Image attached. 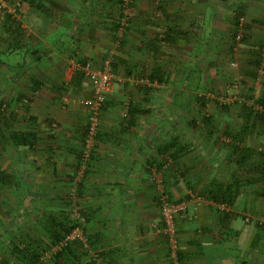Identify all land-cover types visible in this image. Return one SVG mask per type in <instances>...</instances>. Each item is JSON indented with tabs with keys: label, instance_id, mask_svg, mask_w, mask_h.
<instances>
[{
	"label": "crops",
	"instance_id": "obj_1",
	"mask_svg": "<svg viewBox=\"0 0 264 264\" xmlns=\"http://www.w3.org/2000/svg\"><path fill=\"white\" fill-rule=\"evenodd\" d=\"M234 9L247 25L243 64L226 70L215 54L210 98L225 83L241 94L240 78L264 105V75L257 78L251 65L264 40V0H131L129 26L119 33V0L20 2L24 37L13 53L21 60L0 65V264H36L33 256L56 241L57 223L75 220L66 195L87 117L84 106L64 107L61 98L90 96L79 66H98L109 54L114 71L129 77L106 97L78 190L88 247L72 243L50 264H170L153 172L185 204L186 217L177 218L181 264H264V121L240 106L203 107L200 87L189 86L199 73L201 36L227 38ZM162 33L166 41L158 42ZM215 46L220 55L229 50ZM175 50L191 52L183 56L190 63L178 64ZM145 74L155 84H138ZM203 115L210 120L199 122ZM12 132L30 134L31 144L14 145Z\"/></svg>",
	"mask_w": 264,
	"mask_h": 264
},
{
	"label": "built area",
	"instance_id": "obj_2",
	"mask_svg": "<svg viewBox=\"0 0 264 264\" xmlns=\"http://www.w3.org/2000/svg\"><path fill=\"white\" fill-rule=\"evenodd\" d=\"M131 0H122V12L125 14L126 9L129 7ZM18 5H13L10 8L9 4L5 0H0V21H3L6 14H11L13 17H18L16 14L15 7ZM125 16L120 20V26H118V33L121 32V27L124 23ZM244 23V19H239L240 29ZM119 37V35H118ZM240 33L237 35L238 40ZM118 41H116L117 43ZM263 47L261 48L260 63L256 68V76L261 77L264 75V40L262 42ZM235 66V63H231ZM80 71L89 81L91 87V94L88 97L80 98L77 100H71L68 96L64 95L61 98L64 107L68 104L78 102L84 106L86 111V132L84 134L82 147L80 150L79 160L77 169L74 172L73 179L69 182L68 189V199L72 206L74 217L78 224L64 236L63 240L60 241L56 246L52 247L48 252H44V255L39 259L36 264H44L48 259L51 258L53 254L59 251L63 246H66L73 242H79L84 248L88 247V239L83 230L84 218L80 215V207L77 205V186L84 178V173L87 164L91 158L94 145L96 143V136L99 130L100 116L102 104L105 102L107 95L112 91L113 85L115 83H124L127 79L119 73H116L112 66V58L109 54L98 66H94L90 61H85L81 66H79ZM137 83L146 84L148 86L155 84L150 83L148 80L140 79ZM228 90H226L227 92ZM227 104H239L244 105L254 113H259L264 115V105H261L256 101L254 97L246 94H242L238 97L232 94H227L226 96H221L220 100ZM55 127V125H54ZM159 191L157 198V204L160 212V221L162 223V228L158 229L159 232L164 236L167 241L169 248V260L170 264H181L178 257V239H177V218H185V204L182 202L173 201L170 195L164 190L161 179L156 176L153 172L151 178Z\"/></svg>",
	"mask_w": 264,
	"mask_h": 264
},
{
	"label": "rangeland",
	"instance_id": "obj_3",
	"mask_svg": "<svg viewBox=\"0 0 264 264\" xmlns=\"http://www.w3.org/2000/svg\"><path fill=\"white\" fill-rule=\"evenodd\" d=\"M11 2V3H10ZM10 2H7L8 4H9V6H10V8H13L12 6L13 5H16L17 3H18V8H19V4H20V1L19 0H10ZM225 7V6H224ZM226 8V7H225ZM129 9V7L126 9V11H125V14L123 15V16H125L126 18H123L124 19V23H123V25H122V27H121V31L122 30H124L125 28H127L128 26H127V24H128V22H129V19H128V16H129V11H127ZM230 11V8L229 9H225V10H220L219 11V17H221V16H223V15H225V14H227L228 12ZM236 9H234L231 13H230V16H231V21H232V19L234 18V16H235V13H236ZM122 12V11H121ZM123 13V12H122ZM17 15H18V9H17V13H16ZM233 16V17H232ZM119 18H121V17H119ZM242 18L244 19V21H245V18H244V16H242ZM221 19V18H220ZM121 20V19H120ZM120 20L118 19L117 20V22H118V26H120ZM229 20V19H228ZM208 22H209V16H208V20H207ZM233 21H234V19H233ZM232 21V22H233ZM232 22H231V24H232ZM226 23H228V22H226ZM205 30L206 29H202V32H205ZM123 32V31H122ZM1 37H5L4 35L3 36H1ZM0 37V38H1ZM214 37V35H213V33H211V35H209L208 34V32H206V34L205 35H202L201 36V41H200V47L202 46V48H201V50H199V55L200 56H197V59H196V62H197V64H198V66H199V68H197V70H199V73H195L193 76H191L190 77V81H191V83H190V85L189 86H192L191 87V89H190V91H192L193 90V85L194 86H199L200 87V90H199V92L200 93H202L203 95L201 96V97H199L198 98V100H196V101H198V102H202L201 103V105L203 106V107H205L206 105H204V104H206V103H210L209 105H208V107H210V106H213V105H211V103L212 104H214L215 105V102H218L217 104L219 105H224V106H228V105H231V106H235V107H237V106H240L239 104H227V103H225L224 102V100L223 101H221L220 99H219V97H221V94H222V96H226V93L227 94H232V92H231V90H233L232 88H231V85H227V83H225V84H223L222 85V93L221 94H217L216 95V93L213 91V95L215 96V98H210V82H209V80H210V77H209V68H210V62H211V60L215 57V54L216 55H218L219 57H222V60H223V64H224V66H225V68H226V70H227V66H228V63L230 64V63H232V61L234 62V63H236L235 64V66H237V63H238V65H242L243 64V62H242V60H241V57H238V52H239V50L241 49V46H242V44H236L235 46L234 45H231V40H230V34H227V38L226 37H224V36H221V34H217V36L215 35V38H217V39H215V38H213ZM209 38H212V40L214 41V44L215 45H218V43L220 44V45H225L226 47H227V49H229V50H225V53L223 54V55H220V53H219V51H218V53H216V46L212 43V42H210L209 41ZM155 39L158 41V42H161V41H163V40H165L164 39V34L162 33L161 34V36H159V37H155ZM2 41L3 40H5V38L4 39H1ZM116 41H118L119 42V40L121 41V39H120V37L119 38H116L115 39ZM166 41V40H165ZM206 42V43H205ZM157 46H159V43H157L156 44ZM164 45V44H163ZM163 45H160L159 47H163L164 48V46ZM244 45V44H243ZM161 47V48H162ZM257 47L258 46H256V49H257ZM8 50L9 49V44H7V42L5 43V41H3L1 44H0V51L1 52H4L5 50ZM256 49H254V51L256 50ZM4 50V51H3ZM234 50V51H233ZM258 50V49H257ZM164 51H165V49H164ZM163 51V52H164ZM166 52V51H165ZM171 52V54H173V55H175V56H177V59L179 60V62H178V64L180 63H182V61H184V63H190L189 61H186L187 59L186 58H192V56H193V54H191V52H189V51H179V50H175V51H170ZM234 53V54H233ZM240 54V53H239ZM183 56L184 57H186V58H183ZM7 57V58H6ZM6 57H5V55L4 56H1V60H6V59H8V60H10V61H19V60H21V55L19 54L18 55V53H17V55L15 54V53H9V54H7L6 55ZM258 58H260V55H259V57ZM192 60V59H191ZM177 63H174V64H170V66H169V68H171V66L172 65H174V66H177L178 65ZM181 65H183V64H181ZM180 66V65H179ZM166 68V67H165ZM237 68V67H236ZM174 70H175V67H172V70L170 71L169 70V73H172V72H174ZM226 70H222V71H224L225 72V74H226ZM182 72V69H180L179 70V73L178 74H180ZM255 72H256V70H255ZM2 73H5V71L3 70V71H1L0 70V75L2 74ZM234 73H237V71L235 70L234 71ZM257 75V74H256ZM125 77V79H127L129 76L127 75V76H124ZM142 78H144V79H148L149 80V78H148V75H143L142 76ZM198 79V80H197ZM198 81V82H197ZM124 84V83H123ZM138 84H141V83H138ZM137 84V85H138ZM144 85H146V84H144ZM237 86H238V89L240 90V93L241 94H239V95H235V94H232V95H235L236 97H238V96H240V95H242V94H246V95H248V93L249 92H247V87L244 85V81L242 80V79H238V82H237V84H236ZM151 88V87H150ZM188 88H190V87H188ZM244 89L246 90V91H244ZM226 90H228L227 92H226ZM185 96H186V94H184V95H182L181 97L183 98L184 97V101H186V99H185ZM206 96H208L207 97V99H206ZM249 96H251V95H249ZM179 102H182V99H177ZM258 100V99H257ZM256 100V101H257ZM194 101V100H193ZM257 102H260V101H257ZM207 107V108H208ZM247 108V107H246ZM206 112H208V110L206 111ZM196 117V116H195ZM203 117H207L206 115H203V116H198V118H197V120H199L200 118V120H199V122H201V123H205V121H204V119H203ZM2 154V152H1V148H0V155ZM77 198H78V195H77ZM242 242V241H241ZM50 249H45L44 251H46V252H48ZM44 255V252L42 253V256ZM52 259L50 258V259H48L47 260V262L46 263H44V264H50V263H52Z\"/></svg>",
	"mask_w": 264,
	"mask_h": 264
},
{
	"label": "trees",
	"instance_id": "obj_4",
	"mask_svg": "<svg viewBox=\"0 0 264 264\" xmlns=\"http://www.w3.org/2000/svg\"><path fill=\"white\" fill-rule=\"evenodd\" d=\"M7 2H10V0H5ZM20 2H26L29 4V6H32L33 3L35 2V0H19ZM120 1V11L122 9V0H119ZM11 3V2H10ZM16 9V13H17V9H18V6L15 7ZM237 10V9H236ZM123 13L120 12V19H122L123 17ZM242 16H244L243 12L242 11H239L237 10L236 13H235V16H234V21L232 22V31L230 33V40H231V45H238V44H244L246 43L247 41V34H246V23L244 21L241 29H240V26H239V19L242 18ZM118 27V23L116 24ZM23 29L21 28V22L19 21L18 17H13L11 16V14H6L5 15V18L3 21H0V37L1 36H5V43L7 42V44H9V49L7 50H3L4 52H1L0 51V65L2 64V61L1 60V56H4L6 57L7 54L9 53H12L14 51V45L16 44V42L20 39V38H23ZM240 33V37L239 39L237 40L236 37L237 35ZM3 37L0 38V44L3 42L1 39H4ZM164 39H166V35L164 34ZM262 42L263 40L257 45V49L253 52V60H252V68L256 70V68L258 67L259 63H260V58L259 55L261 54V48L263 47L262 45ZM30 53V52H29ZM38 52H31V56H35L37 55ZM7 58V57H6ZM85 62V61H84ZM83 62V63H84ZM0 70H1V66H0ZM79 78V77H78ZM152 79V78H151ZM75 80V81H74ZM74 83L77 84L76 82V77L73 79ZM71 85V84H70ZM72 86V85H71ZM106 102V100H105ZM105 102L102 104V108L105 104ZM261 102V101H260ZM1 107V106H0ZM241 108H245L246 110H248L244 105H240ZM102 110V109H101ZM248 112L250 114H253L252 111L248 110ZM254 117H258L261 121H264V116L262 114H259V113H255L254 114ZM204 121L205 122H208L210 120V117L207 116V117H203ZM264 123V122H263ZM87 126V125H86ZM86 132V130H85ZM30 137V134H27V133H14L12 132L10 134V138L12 139V142L14 143V145H30L31 144V141L28 140V138ZM84 138V137H83ZM83 143V142H82ZM82 146V145H81ZM81 150V149H80ZM79 155H80V152H79ZM79 160V158H78ZM77 166H78V162H77ZM76 166V167H77ZM87 168V167H86ZM77 169V168H76ZM86 174V170H85V173H84V176ZM74 175V174H73ZM73 179V176L70 178L69 182ZM82 183V181H81ZM81 183H79V185L77 186V195H78V190H79V187L81 185ZM68 189H69V186L67 188V194H68ZM68 195H66L67 197ZM68 199V198H67ZM80 212V215H83L81 210H79ZM65 221H59L57 223V226L54 227L53 229V235L54 237L56 238L54 242H52V244H49V246H47L45 249H51L52 247L56 246L60 241L63 240L64 236L66 234H68L77 224V220L75 219H70L69 220V224L66 226V223H64ZM259 230L264 233V225H260L258 226ZM258 241V238H256L255 242ZM73 243H77V244H80L79 242H73ZM72 244V243H70ZM66 245V246H63L59 251H57L55 254H53L51 256V259L53 260L54 258L60 256L63 252H65L67 249H69V245ZM44 249V250H45ZM44 250L41 251V255L43 252H45ZM38 254L37 256H33L34 258V261L35 263H37L39 261V258L41 257V255ZM178 257H179V253H178ZM28 264H31V263H28Z\"/></svg>",
	"mask_w": 264,
	"mask_h": 264
}]
</instances>
